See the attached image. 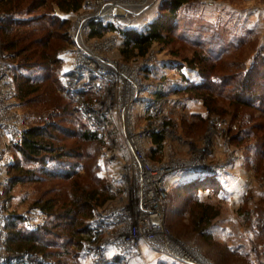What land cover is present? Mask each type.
Masks as SVG:
<instances>
[{"label":"rangeland","instance_id":"rangeland-1","mask_svg":"<svg viewBox=\"0 0 264 264\" xmlns=\"http://www.w3.org/2000/svg\"><path fill=\"white\" fill-rule=\"evenodd\" d=\"M166 1L121 0L120 6L128 7L133 21H122L118 25L110 24L109 28L97 25L104 28L102 33L93 35L92 30L86 39L90 43L97 40L102 43L108 39L112 40L114 43L112 48L101 53L105 57L123 61L121 54L123 37L119 30L145 28L160 15L161 7ZM29 2L30 0L21 9L11 13L15 19L24 21L38 19L39 14L47 13L45 21L55 23L58 28L57 37L49 39L50 47L47 51L56 53L60 61L55 77L59 82L55 83V78L45 81L41 84L42 91L39 96L22 101L18 95L19 77L24 74L43 77L46 71L40 69L42 66L30 70L21 67L24 55L17 56L15 51L7 50L10 54L9 63L17 93L14 111L19 117L22 137L17 144L9 138L0 140V165L3 166L0 169V246L3 244L1 248L3 255H20L12 261L6 260V264H42L47 261L48 264H87L89 256L84 254L83 248L78 249L72 244L74 241L65 247L68 240L60 236L50 237L51 246L48 251H53V255L48 258L42 254L29 255V258H34L30 260L22 257L26 253L7 250V224L10 218L22 217L23 223L19 224L20 227L36 231L29 229L24 219L25 215L37 210L44 214L39 228L48 222L47 214L37 208L36 203L44 204L47 200H53L56 211L63 214L72 206L74 192L78 186L97 188L107 200L92 209L94 218L99 209L114 198L115 194L110 189L116 185L119 177L120 159L126 160L130 157L123 128L117 117L114 122L106 118L104 124L97 125L84 108L87 101L101 100L104 90L99 93L96 91L81 93L69 91L67 88L66 75L71 65L77 61L79 50L75 31L79 12L64 13L54 3L51 10L39 8L31 14V5L37 0ZM6 13L0 9V21L8 17ZM61 22H65L66 25L60 29L58 25ZM177 22L179 30L171 45L165 47L156 43L146 57L127 62L131 65L134 63L146 65L142 75V81L147 85L146 92L149 97L163 101L155 120L162 122L163 126H158V129L165 134V146L156 150L152 137L147 138L145 143L148 157L154 163H161L168 161L172 155L179 158L192 157L194 154L197 155V152H194L196 148L208 147L207 160L216 166L214 175L218 180L213 186L188 193L185 192L186 189L182 191L184 184L193 181L197 183L198 179H195L204 175L185 172L171 177L170 180L173 179V182L169 188L166 224L184 240L195 244L213 264H264V157L261 161L255 151V148L258 150L261 147L260 139L255 134L262 135L259 125L264 121V116L261 111L232 104L238 94L234 88L226 87L221 90L223 93L218 95L217 101L223 112L221 114H210L203 99L185 92L187 88L204 82L200 65L197 63L191 66L186 60L192 59L195 55L201 54L211 62L220 57L225 63L224 72H235V75L241 74L243 72L241 69L248 71L255 65L262 64L260 58L264 56V0H191L178 12ZM37 25L39 23H32L23 31L37 40L40 34L33 32ZM116 30L118 32H112ZM16 34H22L18 28H15L12 35ZM5 39V32L0 28L1 51L4 41L7 43ZM25 43L26 41L21 45ZM40 44L34 45L36 52L40 51L41 54L43 48ZM146 62L148 64H145ZM235 63L240 66V70L231 66ZM220 73L222 75L223 72ZM65 107H70L69 110L76 108L75 114L66 112ZM146 108L147 105L141 102L134 107L136 129H140L149 119ZM53 123L62 128L61 132L54 131L58 138L55 144L63 146L65 151L73 150L80 153L76 160H71V163L76 164L74 170L76 174L69 179L43 175L42 163L26 161L16 148V145L22 142L24 133L30 128L48 127ZM84 127L98 132L100 142L80 141L74 131ZM250 130L255 133L248 137L246 132ZM236 134L239 139L237 137L234 141L231 137L232 135L236 137ZM207 137L209 146L206 142ZM113 141L124 147L123 156H116L117 154L111 151ZM192 144L196 147L194 148ZM17 164L22 168V174L14 169ZM258 164L259 170L256 169ZM50 166H54V163H50ZM232 185L237 189L235 192ZM200 205H211L220 212L205 234L194 231L192 224V214ZM92 219L88 218L85 221L86 226ZM62 221L65 220H56V223ZM63 229L59 228L57 231L67 235ZM87 235L90 233H81L82 242Z\"/></svg>","mask_w":264,"mask_h":264},{"label":"built area","instance_id":"built-area-1","mask_svg":"<svg viewBox=\"0 0 264 264\" xmlns=\"http://www.w3.org/2000/svg\"><path fill=\"white\" fill-rule=\"evenodd\" d=\"M120 5L121 0L84 1L75 25L79 47L77 61L66 75L69 91L99 93L104 90L101 100L87 101L84 108L97 125L104 124L106 118L114 122L117 117L130 155L126 160L119 161V177L116 185L110 189L115 194L114 198L99 209L88 223L90 235L85 237L83 247L84 254L89 256L87 264H151L148 251L157 253L162 258L161 262L170 259L182 264H213L195 244L176 237L166 224L168 179L185 172L214 175L216 166L207 160L208 147L196 148L194 152L197 155L192 157L172 155L166 162H152L145 141L154 132H159L158 126H163L162 122L155 120L163 101L149 97L146 92L147 85L142 81L146 65H131L120 59L105 57L101 51L112 48V40L90 43L86 39L94 23L109 28L110 24L133 21L128 7L122 8ZM16 95L11 64L0 49V140L9 138L17 144L22 135L19 117L14 111ZM138 102L147 105L149 117L140 129H136L133 118V110ZM206 142L209 146L208 137ZM192 146L196 147L195 144ZM111 151L116 156H123L125 152L123 146L115 143ZM43 218L44 214L37 210L24 216L31 230H37ZM29 255L26 253L22 257L33 260ZM19 257L3 255L0 250V264Z\"/></svg>","mask_w":264,"mask_h":264},{"label":"trees","instance_id":"trees-1","mask_svg":"<svg viewBox=\"0 0 264 264\" xmlns=\"http://www.w3.org/2000/svg\"><path fill=\"white\" fill-rule=\"evenodd\" d=\"M28 1L29 0H19L17 3L14 0H0V9L5 10L8 15V17H4L0 21V28L5 32V40L7 42L5 43L4 41L5 46L3 45L2 47L4 57L10 62V54L7 50L15 51L14 53L17 56L24 55L20 64L21 67L23 66L30 70L37 66H42L40 69L46 71V74H44L43 77L27 74L19 77L18 95L22 101H28L35 96H39L42 91L41 84L51 78L54 79L57 76V71L60 66V61L57 59L56 53L47 51V48L50 47L49 39H51V37H57L58 30L55 23L45 21L47 13L39 14L40 17H38V19H31L28 21L17 20L11 13L16 11V9H21ZM84 1L85 0H37L36 3L31 5L30 12L33 14L36 9L39 8L51 10L52 4L54 3H56L58 8L64 13L79 12L83 7ZM190 1L191 0H167L161 7L162 10L160 15H158V17L145 28L141 30L137 28L119 30L123 37V47L121 50V54L124 58L123 62L127 63L132 59L146 57L156 43L165 47L171 45L176 38L177 31L179 30L177 22L178 12ZM36 22L39 23V25L35 27L33 32H35V34H40V37L37 40H35L31 34L23 31L24 28L31 26L32 23ZM65 25V22H61L58 27L61 29ZM92 26L93 35L101 34L104 29L97 26L95 23ZM15 28H18L22 34L12 35ZM25 41V45L22 46L21 43ZM34 44L41 45V48H43L41 54L40 51L36 52ZM261 59L262 64L255 65L248 71L240 70V66L236 63L231 64L232 67H237L238 70L243 71L241 74L235 75V72H224L223 68H225V63H223L224 61L222 62L220 57L211 62L209 58L203 57L201 54L195 55L192 59L186 60L191 66L196 65L197 63L200 65L204 82L187 88L185 92L195 95L198 99H203L210 114H221L223 112L221 110L222 107L219 106L217 101V98H219L218 95L222 94L223 92H221V90L226 87L234 88L233 90L238 91V94L234 97L232 104L241 108L261 111L262 116H264V56L260 58V60ZM220 72H223L222 75H220ZM58 82L57 78H55V83ZM69 108L70 107H65L66 112L70 111V113L74 115L76 108L71 110H69ZM77 111L78 110H76V112ZM251 118L252 120L254 119L252 116ZM259 127L262 131V135L260 136V134H258L257 136L256 133L255 136L260 139L261 147H259L258 150L255 148V151H257L262 161V158L264 157V121ZM61 130V126L54 123L48 127L40 126L30 128L24 133L22 142L16 145V148L26 161L41 162L44 169V171H42L43 175L52 176L54 178L69 179L76 174L74 173L76 164L71 163V160H76L78 156H80V153L78 154V152L73 150L65 151L63 146L55 144V141L58 138L54 131L61 132ZM65 132L68 133L67 131ZM74 132H76L75 134L78 135V139L82 142H100L99 133L91 128L84 127L83 129ZM253 132L254 131L250 130L247 131L246 134L249 137V135L255 133ZM231 134H233L232 131ZM238 134H236V137L232 135V140L235 141ZM165 139V134L161 131L152 134V142L155 147H157L156 150L163 149L165 146ZM156 150H154V152ZM50 163H54V166H50ZM259 166L260 165L258 164L256 167L257 170H259ZM14 169L22 174L23 170L19 164L15 165ZM64 169H67V171L65 172ZM195 180H197V183H193L194 181L190 184L185 183V187L182 188V191H185L186 189L185 192L191 193L192 190L203 187L207 188L215 185L213 183L217 182L218 179L216 175H204ZM105 200L104 195L99 189L91 186H78L74 192L72 206L63 214H59L56 211V205L53 200H47L44 204L37 202V208L47 214L48 222L36 231H28L19 225L20 223H23L22 217L10 218L9 223L7 224V250L16 253H28L30 255L42 254L45 258H48L53 255V251H48V248L51 246V242L49 243L51 236H60L68 240V243H65V247L74 241L72 244H75L78 249L83 248L84 242H82L83 237L81 236V233H90V229L88 225L86 226L85 221L88 218H93L92 209L96 208L97 205L104 204V202L107 201ZM219 214L220 212L211 205H200V208L192 214L194 231L205 234V231L212 226L213 221L219 216ZM56 220L65 221H62V223H56ZM63 227H65V229H63ZM59 228L65 230L67 235L59 233L57 231ZM169 229L174 233L171 227H169ZM174 235L183 239L176 233H174ZM42 264H48V261L43 262ZM160 264L182 263L161 262Z\"/></svg>","mask_w":264,"mask_h":264},{"label":"crops","instance_id":"crops-1","mask_svg":"<svg viewBox=\"0 0 264 264\" xmlns=\"http://www.w3.org/2000/svg\"><path fill=\"white\" fill-rule=\"evenodd\" d=\"M193 175V174H192ZM171 177L168 179V184H169V188H170V184L173 182V179L170 180ZM232 184V183H231ZM233 186V185H232ZM235 190H237L234 186H233V191L235 192ZM232 191V192H233ZM148 261L151 263V264H159L161 262V257L157 254V253H154L152 251H148ZM159 260V261H158ZM166 263H172V261L170 259H167L165 261Z\"/></svg>","mask_w":264,"mask_h":264}]
</instances>
